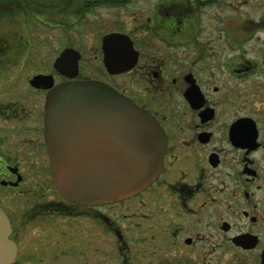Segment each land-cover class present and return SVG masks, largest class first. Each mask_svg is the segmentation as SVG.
<instances>
[{"label": "flooded vegetation", "instance_id": "obj_1", "mask_svg": "<svg viewBox=\"0 0 264 264\" xmlns=\"http://www.w3.org/2000/svg\"><path fill=\"white\" fill-rule=\"evenodd\" d=\"M9 10L0 207L11 264L63 253L72 264H264V0H0ZM34 44L46 52L25 65ZM70 81L107 84L158 121L162 165L146 187L100 204L59 194L44 113Z\"/></svg>", "mask_w": 264, "mask_h": 264}, {"label": "water", "instance_id": "obj_2", "mask_svg": "<svg viewBox=\"0 0 264 264\" xmlns=\"http://www.w3.org/2000/svg\"><path fill=\"white\" fill-rule=\"evenodd\" d=\"M46 77L35 75L30 83ZM43 132L56 189L80 204L127 197L146 187L162 165L165 136L155 117L97 81H70L52 88L46 98ZM10 230L0 207V264L15 259ZM73 259L63 253L45 263L72 264Z\"/></svg>", "mask_w": 264, "mask_h": 264}, {"label": "rangeland", "instance_id": "obj_3", "mask_svg": "<svg viewBox=\"0 0 264 264\" xmlns=\"http://www.w3.org/2000/svg\"><path fill=\"white\" fill-rule=\"evenodd\" d=\"M9 11H11V12L9 13V15L7 13H5L6 14L5 17H2V15L0 14V20H2V21H0V36L2 37L1 39L3 41L6 40V37H8L5 35V33L14 34L15 32H17L16 24L10 23V22L6 23L7 21H14L16 19V15H14V12H12L13 10H9ZM25 33H27V31H25ZM7 39H8L7 42H10L12 40L11 37H8ZM10 50L17 52V49H10ZM45 52H46V45L45 44H38V46H36L34 44V46L31 45L29 49L23 48L22 53H21L22 57H26V56L29 57L30 56L31 58L35 59V60L31 61L30 59L28 60V59L24 58V64L25 65L28 63L29 64L32 63L34 65L37 64L36 62H37L38 56H40V54H44ZM34 68H36V67H34ZM27 77L28 76L24 75L23 83L26 82Z\"/></svg>", "mask_w": 264, "mask_h": 264}]
</instances>
